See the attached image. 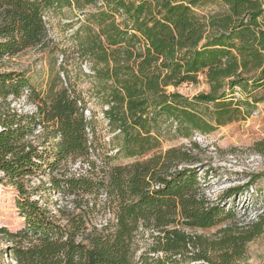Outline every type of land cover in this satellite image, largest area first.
<instances>
[{
    "label": "trees",
    "instance_id": "obj_1",
    "mask_svg": "<svg viewBox=\"0 0 264 264\" xmlns=\"http://www.w3.org/2000/svg\"><path fill=\"white\" fill-rule=\"evenodd\" d=\"M213 2L224 8L201 11ZM65 6L87 10L77 31L81 53L92 61L103 113L118 131L116 155L133 160L112 164L108 155L99 164L98 136L77 89L62 85L47 99L25 71L0 69V172L19 191L25 217L18 231L0 228L7 256L15 264H235L264 231V213L213 235L197 229L233 219L223 197L248 189L261 173L211 201L192 137L264 100L255 94L264 87V0H0V60L44 45L48 11ZM201 76L207 91L189 97L170 89ZM237 89L242 98L235 99ZM167 124L190 146L144 157L171 133ZM256 147L264 153V139ZM47 167L49 188L71 197V207L54 212L32 198L44 186L30 189L27 177ZM97 213L106 215L100 223ZM146 232L151 245L138 252Z\"/></svg>",
    "mask_w": 264,
    "mask_h": 264
},
{
    "label": "rangeland",
    "instance_id": "obj_2",
    "mask_svg": "<svg viewBox=\"0 0 264 264\" xmlns=\"http://www.w3.org/2000/svg\"><path fill=\"white\" fill-rule=\"evenodd\" d=\"M219 2H213L202 7L201 11L207 13L213 10L223 9ZM76 7H62L48 11L47 21L49 26V37L44 45L28 48L13 56H5L0 60V69L25 71L32 83L40 90L41 94L49 99L53 93L62 85L74 87L86 100L85 113L92 125L95 127L98 136L99 152L101 158L99 164L106 156L111 155L112 164L127 163L133 158L123 155H116L117 140L113 136L118 131L110 128L107 117L103 110L105 104L98 91L95 73L92 68V61L81 53L80 37L78 28L85 20V12ZM171 90H178L186 96L192 97L201 91H207L209 84L203 76L197 83H182L178 87H170ZM258 97L264 96V87L255 91ZM235 99L244 95L237 89ZM249 115H242L225 125L219 126L208 135L196 134L192 137L199 144L194 148L200 162L198 166L199 180L203 192L211 201H219L230 187L245 185L254 174L261 176L254 181L248 189L235 196L223 197L221 202L228 208L233 207L236 214L233 219L223 220L211 227L197 229L198 233L213 235L228 224L243 227L256 221L259 214L264 213V153L257 150L256 143L264 139V100L255 103ZM24 110L32 112L33 105L26 100L20 101ZM172 129L171 133H165L162 145L149 152L148 157L156 152L164 151L172 146H190V139L173 135L175 125H164L163 130ZM42 128H37V133ZM91 139L93 135L91 132ZM98 149V150H99ZM79 167L73 164L72 170ZM206 170L208 174H206ZM28 185L48 186L41 187L39 192L34 191L32 198L40 204L48 203L51 210L59 207H71V197L63 196L50 187V171L39 170L27 177ZM43 184V185H42ZM19 191L0 172V228L7 227L11 231H18L25 225V217L18 207ZM105 214H98L94 217L95 223H100ZM108 216V215H107ZM191 231V230H189ZM146 232L143 239L137 241L138 252L145 251L151 245V239L147 238ZM10 242L0 233V264H15L7 256L6 251ZM235 264H264V231L252 241L247 243L245 254Z\"/></svg>",
    "mask_w": 264,
    "mask_h": 264
},
{
    "label": "built area",
    "instance_id": "obj_3",
    "mask_svg": "<svg viewBox=\"0 0 264 264\" xmlns=\"http://www.w3.org/2000/svg\"><path fill=\"white\" fill-rule=\"evenodd\" d=\"M107 106H105V108H106Z\"/></svg>",
    "mask_w": 264,
    "mask_h": 264
}]
</instances>
